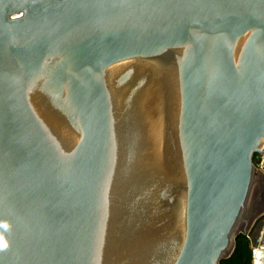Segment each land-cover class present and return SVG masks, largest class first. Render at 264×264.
<instances>
[{
    "label": "water",
    "instance_id": "95a60500",
    "mask_svg": "<svg viewBox=\"0 0 264 264\" xmlns=\"http://www.w3.org/2000/svg\"><path fill=\"white\" fill-rule=\"evenodd\" d=\"M263 154L264 0H0V264H220Z\"/></svg>",
    "mask_w": 264,
    "mask_h": 264
},
{
    "label": "crops",
    "instance_id": "0c3cea01",
    "mask_svg": "<svg viewBox=\"0 0 264 264\" xmlns=\"http://www.w3.org/2000/svg\"><path fill=\"white\" fill-rule=\"evenodd\" d=\"M260 159L261 165L256 170L264 176V154ZM245 236L251 253L250 264H264V210L252 220Z\"/></svg>",
    "mask_w": 264,
    "mask_h": 264
},
{
    "label": "trees",
    "instance_id": "16d2710c",
    "mask_svg": "<svg viewBox=\"0 0 264 264\" xmlns=\"http://www.w3.org/2000/svg\"><path fill=\"white\" fill-rule=\"evenodd\" d=\"M251 253L245 235H239L235 240V246L231 255L220 264H250Z\"/></svg>",
    "mask_w": 264,
    "mask_h": 264
},
{
    "label": "clouds",
    "instance_id": "9594fccd",
    "mask_svg": "<svg viewBox=\"0 0 264 264\" xmlns=\"http://www.w3.org/2000/svg\"><path fill=\"white\" fill-rule=\"evenodd\" d=\"M2 227H7V225H0ZM8 245H7V242L4 240L3 236H0V250H3L5 248H7Z\"/></svg>",
    "mask_w": 264,
    "mask_h": 264
},
{
    "label": "rangeland",
    "instance_id": "374dc122",
    "mask_svg": "<svg viewBox=\"0 0 264 264\" xmlns=\"http://www.w3.org/2000/svg\"><path fill=\"white\" fill-rule=\"evenodd\" d=\"M260 163H261L260 156L254 157L253 164H254V166H255L256 169L261 165Z\"/></svg>",
    "mask_w": 264,
    "mask_h": 264
}]
</instances>
